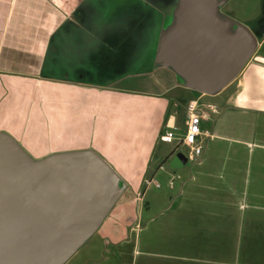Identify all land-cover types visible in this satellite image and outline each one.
<instances>
[{
    "label": "crops",
    "instance_id": "0c3cea01",
    "mask_svg": "<svg viewBox=\"0 0 264 264\" xmlns=\"http://www.w3.org/2000/svg\"><path fill=\"white\" fill-rule=\"evenodd\" d=\"M146 9L145 0H0V132L34 159L93 150L125 184L65 264H264V23L253 33L221 13L257 47L207 95L156 65L161 29L155 42L145 30L156 34L161 14ZM190 102L201 132L193 160L180 144ZM168 129L171 144L159 139ZM146 181L169 191L154 210Z\"/></svg>",
    "mask_w": 264,
    "mask_h": 264
},
{
    "label": "water",
    "instance_id": "95a60500",
    "mask_svg": "<svg viewBox=\"0 0 264 264\" xmlns=\"http://www.w3.org/2000/svg\"><path fill=\"white\" fill-rule=\"evenodd\" d=\"M226 0H177L161 30L155 63L183 85L214 95L257 47L243 25L220 13ZM186 22L179 27L178 11ZM125 190L95 151L32 158L0 132V264H65L97 231Z\"/></svg>",
    "mask_w": 264,
    "mask_h": 264
},
{
    "label": "rangeland",
    "instance_id": "374dc122",
    "mask_svg": "<svg viewBox=\"0 0 264 264\" xmlns=\"http://www.w3.org/2000/svg\"><path fill=\"white\" fill-rule=\"evenodd\" d=\"M177 0H145L146 6H147V12L150 13L151 7H154L156 10H159L161 16H160V22H156V34L155 32L151 35H149V28L146 29V38L150 39L155 42L156 41V35L158 33L159 29L166 28L170 22L171 17L173 14V10L176 6ZM139 7H143V2L139 1ZM220 13H228L230 14V17L235 19L236 21L247 25L249 30H251L253 33H257L259 31V25H262L264 23V0H226L225 5H223L220 8ZM152 20V16L149 15V17ZM159 21V20H158ZM155 46H151V54L154 51ZM151 54L149 53V61L147 63H151ZM132 83L133 86H143L140 82L136 81H129ZM128 82V83H129ZM180 83L183 85V83L180 81ZM184 86V85H183ZM191 90V89H190ZM194 91V90H193ZM196 92V91H195ZM199 93V92H198ZM171 147V146H168ZM35 159H41L40 157H36ZM175 163H177V160H174ZM161 185V189H155L154 187H150L147 190V200L152 202L153 204V210H154V203L153 201L156 199H160L161 194H165L168 196L169 191L166 187Z\"/></svg>",
    "mask_w": 264,
    "mask_h": 264
},
{
    "label": "built area",
    "instance_id": "2783aa9c",
    "mask_svg": "<svg viewBox=\"0 0 264 264\" xmlns=\"http://www.w3.org/2000/svg\"><path fill=\"white\" fill-rule=\"evenodd\" d=\"M200 117L196 111V103L190 102L187 106V120L186 130L184 137L181 139L180 144L189 149L188 157L193 160L195 157L201 154V147L196 145V138L201 134L199 129ZM160 141L166 144H171L175 140V135L172 129L165 130L160 136ZM146 187L154 185L155 188H159L160 185L157 182L146 181ZM173 182L170 180L168 187L172 188Z\"/></svg>",
    "mask_w": 264,
    "mask_h": 264
},
{
    "label": "bare ground",
    "instance_id": "6f19581e",
    "mask_svg": "<svg viewBox=\"0 0 264 264\" xmlns=\"http://www.w3.org/2000/svg\"><path fill=\"white\" fill-rule=\"evenodd\" d=\"M178 17H179V27H181L186 22V15H185V8L182 7L178 11Z\"/></svg>",
    "mask_w": 264,
    "mask_h": 264
},
{
    "label": "flooded vegetation",
    "instance_id": "af4514ba",
    "mask_svg": "<svg viewBox=\"0 0 264 264\" xmlns=\"http://www.w3.org/2000/svg\"><path fill=\"white\" fill-rule=\"evenodd\" d=\"M161 16V15H160Z\"/></svg>",
    "mask_w": 264,
    "mask_h": 264
}]
</instances>
